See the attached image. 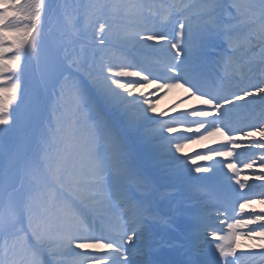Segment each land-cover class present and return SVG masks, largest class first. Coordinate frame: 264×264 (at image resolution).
I'll list each match as a JSON object with an SVG mask.
<instances>
[{"label": "snow or ice", "instance_id": "snow-or-ice-1", "mask_svg": "<svg viewBox=\"0 0 264 264\" xmlns=\"http://www.w3.org/2000/svg\"><path fill=\"white\" fill-rule=\"evenodd\" d=\"M157 7L0 0V264L264 259V243L239 253L236 244L238 235L264 240V209L247 219L229 212L233 197L244 201L240 212L252 194L264 204V191L253 193L255 181L264 182V119H234L257 103L264 109V0H179L164 22ZM172 88L199 106L157 113L156 94ZM217 134L218 146L184 152ZM240 148L249 153L243 168L260 169L252 184L238 178ZM157 155L173 166L153 168ZM234 177L247 193L235 190ZM165 249H186L187 258L158 259Z\"/></svg>", "mask_w": 264, "mask_h": 264}, {"label": "rangeland", "instance_id": "rangeland-1", "mask_svg": "<svg viewBox=\"0 0 264 264\" xmlns=\"http://www.w3.org/2000/svg\"><path fill=\"white\" fill-rule=\"evenodd\" d=\"M155 2L159 5V7H157L156 9H153V12L155 13L156 16H158L159 18H161V21L164 22L168 16V13L165 14L163 12L164 9H167L169 5L173 4V3H178L179 0H155ZM61 22H63V18H61ZM119 27H123L122 25ZM256 52H259V49H256ZM253 58V54L249 53L247 57H245V59H250ZM258 60V59H257ZM259 62V61H258ZM155 86L154 85H146L144 87L138 88L136 89V93H147L149 91H151ZM156 95L159 96V99L156 100V112L157 113H161L164 112L165 116H172L174 113H178L181 111H186L192 107L195 106H199L197 104V101L194 98H187L188 94L184 91L183 88H172V89H160L159 93H157ZM183 101V102H180ZM172 105H176L175 108H171ZM168 109H171V111H167ZM248 110V109H245ZM252 114L255 115V118H253ZM240 115L239 113H236L234 116H238ZM260 119H262L261 117V109H258L257 107H255L252 111H249L248 115L246 117L243 118V120H241V125L243 123H248L250 120L253 123H257ZM219 135V134H218ZM213 139L209 138L208 140L205 141H200L198 143H189L185 145L184 148V152L185 153H193L196 151H199L200 148L204 146V144L207 143L208 147H215L218 144L217 143H213L212 142ZM217 142V141H216ZM53 149H56L55 147H53ZM244 152V151H243ZM241 153V152H240ZM257 156H259V151H257L256 153ZM249 158V153L248 156L246 155H242V157H240L241 163L238 164V167H240V169H243V165L242 162L247 160ZM181 159L183 160V157H181ZM217 159H223V158H217ZM168 161H170L167 157L163 156V155H157L155 158H153L151 160V164L153 166V168H155L156 170H158L159 172L163 173L165 169H169L173 166V162L170 161V163H168ZM257 164H258V160H257ZM216 167H220V166H216ZM227 169L226 167L222 169L225 170ZM253 169H257V170H252V169H248V174L252 176V178H254V174H258L260 171V169L257 166H254ZM227 172H230V170L227 169ZM254 181V180H253ZM253 181H251L250 184L253 183ZM261 181H255V188L259 189V191H264V188L259 187ZM234 187H236V185H234ZM164 191H168L169 189H163ZM254 191V190H253ZM257 199V195H255ZM255 199H253V201H255ZM253 211V209L251 207H248V211H246L244 213L243 216H245V218L247 219V214L251 213ZM221 219H223V217H221ZM27 223V221H25V224ZM211 230V229H210ZM225 236L226 235H222ZM209 240H211V236L208 237ZM227 239L223 240L224 242H226ZM0 244H3V241L0 240ZM57 259H64V260H71L72 257H58Z\"/></svg>", "mask_w": 264, "mask_h": 264}, {"label": "bare ground", "instance_id": "bare-ground-1", "mask_svg": "<svg viewBox=\"0 0 264 264\" xmlns=\"http://www.w3.org/2000/svg\"><path fill=\"white\" fill-rule=\"evenodd\" d=\"M253 64L256 63L254 61H251ZM255 65H258V64H255ZM233 72L236 73L238 76H244V73H241V72H237L235 70V68L233 69ZM256 73H260L259 72V69L257 68ZM238 151H243L242 148L238 149ZM248 153L245 152L244 155H247ZM170 162V161H168ZM243 178L244 180H247L248 184H250V182L252 181L253 178L250 177V175H248V169H244L243 168ZM252 170H257V169H252ZM259 172V171H258ZM264 183V182H263ZM261 199V198H260ZM260 199L254 201L252 204L254 209L256 210V212H259L261 209H264V204H261L260 203ZM248 206V205H247ZM190 235V234H189ZM243 245H246V246H250L249 248H246L245 246L243 248H238L237 249V252H253V251H260L258 245L260 243H263V240L259 239V238H256V239H249L247 237H245L243 240ZM185 251L186 249L184 250H172V249H165V251L163 253L160 254V257L162 258V260H165V261H172V262H179L181 260H184L186 259V256H185ZM239 264H249V258H247L246 256H242L240 258V262ZM252 264H264V259H256L255 261L252 262Z\"/></svg>", "mask_w": 264, "mask_h": 264}]
</instances>
